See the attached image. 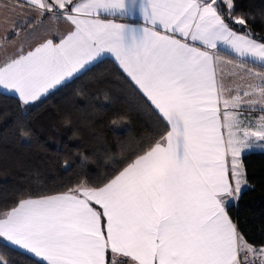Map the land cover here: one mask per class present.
I'll return each instance as SVG.
<instances>
[{
  "label": "snow or ice",
  "instance_id": "1",
  "mask_svg": "<svg viewBox=\"0 0 264 264\" xmlns=\"http://www.w3.org/2000/svg\"><path fill=\"white\" fill-rule=\"evenodd\" d=\"M27 2L73 27L59 42L45 38L0 61V89L28 105L111 54L165 132L102 186L81 183L0 208V241L36 264H264V246L248 244L226 210L247 183L243 153L264 143V115L254 127L240 117L242 104L260 103L264 113V42L247 32L236 0ZM221 44L259 83L225 94ZM257 92L259 101L244 99Z\"/></svg>",
  "mask_w": 264,
  "mask_h": 264
},
{
  "label": "trees",
  "instance_id": "2",
  "mask_svg": "<svg viewBox=\"0 0 264 264\" xmlns=\"http://www.w3.org/2000/svg\"><path fill=\"white\" fill-rule=\"evenodd\" d=\"M236 11L247 14V32L264 42V0H236ZM31 24L17 26L4 40ZM164 132L158 113L109 58L36 104L22 105L0 92V208L22 196L64 192L81 183L102 186ZM241 159L249 187L226 210L259 250L264 246V153ZM0 257L7 264H36L3 241Z\"/></svg>",
  "mask_w": 264,
  "mask_h": 264
},
{
  "label": "rangeland",
  "instance_id": "3",
  "mask_svg": "<svg viewBox=\"0 0 264 264\" xmlns=\"http://www.w3.org/2000/svg\"><path fill=\"white\" fill-rule=\"evenodd\" d=\"M75 1L78 0H74V2ZM22 5L24 6L22 7ZM57 19L58 17H54L51 13L38 16L36 12L33 11L32 7L28 5L27 0H0V61L20 52L21 50H25V45L29 42H38L42 40V38L52 37L53 33L56 31L55 21H57ZM33 20H35L36 23L29 30L17 32L16 37L12 40H4L17 26L24 25ZM8 45H13V48L9 50L6 48ZM12 94V96L19 100L17 94L14 92H12ZM37 102L38 101L30 104H36ZM243 120L251 125V122H253V116L243 115ZM248 153H264V143L254 141L253 146L246 150L242 156ZM248 187L249 186L246 183V185L242 187L241 192ZM233 201L234 199L231 198L228 199L226 203L231 205ZM0 264L7 263L0 257ZM258 264L260 263L258 262Z\"/></svg>",
  "mask_w": 264,
  "mask_h": 264
},
{
  "label": "crops",
  "instance_id": "4",
  "mask_svg": "<svg viewBox=\"0 0 264 264\" xmlns=\"http://www.w3.org/2000/svg\"><path fill=\"white\" fill-rule=\"evenodd\" d=\"M82 2H84V0H78V1H75L74 3H82ZM57 17H58V19H57V21H55V29H56V31L53 33L52 37H47V38H52L56 42H59L60 38L62 36H64V35H66L72 29L73 26L67 20H65L62 16H57ZM105 19H113V18L112 17H105ZM30 22H33V24H31L28 28H26L24 30H29L36 23L35 20L30 21ZM30 22H28V23H30ZM117 22L118 23H133V24L141 23V21H139V20H121V19H118V18H117ZM19 26H21V25H19ZM44 39L42 38V40H44ZM42 40H40V41H42ZM40 41H38V42H40ZM38 42H29V43H27L25 45L26 47L24 48L25 50H23V51L29 50V48L34 47ZM8 44H12V43H8ZM219 47H220V55H221L222 59L218 63L217 78H218V81L223 83L225 89L227 90L226 93H225L226 95H229V96L230 95H235L237 93V91H239L242 94V92L244 90H250V89L246 88L247 85H255V84L259 83L258 78L254 77L251 74H249L247 76H242L241 75L242 69L237 67V64L240 62V58L237 57L234 53H232L231 49L228 48L227 45L221 44ZM6 48L11 50L13 48V45H8V47H6ZM17 54H19V52L15 53L13 55H17ZM13 55H11V56H13ZM104 58L111 59L118 66L117 62L115 61V58L111 54H107L106 53L101 58H99L97 61H94L91 65H89L84 70H82L80 73L76 74L74 77L78 76L83 71H85L86 69L90 68L91 66H93L94 64H96L97 62H99L101 59H104ZM249 66L255 67V65H251V64ZM124 75L126 76V74H124ZM73 78H70L68 81H70ZM126 78L130 81V79L127 76H126ZM67 82H65V83H67ZM238 85H239V88L237 87ZM58 87H60V86H58ZM134 87H135V85H134ZM0 92H2L4 94H7V95H13L11 91H7V90H3V89H0ZM42 98H44V97H42ZM250 98H254L257 101H259V99H260L259 92H257L253 97H245L244 99L247 100V99H250ZM149 104H150V102H149ZM261 107H262V105L260 103H257L255 105L242 104L241 105V110H240L241 119H243V115L244 116H248V115L253 116V122H251L250 126L254 127L256 125V123L258 122L260 116L264 115V113H262V111L260 110ZM222 111H223V108H222ZM233 199H234V201H233L232 204H235L237 199L236 198H233ZM227 206H230L229 203H226V207ZM5 243L8 244L7 242H5ZM8 245L10 247L20 251V252H23V251L19 250L18 248H16L15 246H12L10 244H8ZM23 253H25V252H23ZM25 254H27V253H25ZM27 255L31 256L30 254H27ZM242 255H243V253H242ZM31 257H33V256H31ZM33 258L36 259L35 257H33ZM257 262L260 263V260L257 259Z\"/></svg>",
  "mask_w": 264,
  "mask_h": 264
},
{
  "label": "clouds",
  "instance_id": "5",
  "mask_svg": "<svg viewBox=\"0 0 264 264\" xmlns=\"http://www.w3.org/2000/svg\"><path fill=\"white\" fill-rule=\"evenodd\" d=\"M153 176H157V175H160V170H153V173H152Z\"/></svg>",
  "mask_w": 264,
  "mask_h": 264
},
{
  "label": "built area",
  "instance_id": "6",
  "mask_svg": "<svg viewBox=\"0 0 264 264\" xmlns=\"http://www.w3.org/2000/svg\"><path fill=\"white\" fill-rule=\"evenodd\" d=\"M257 264V263H256Z\"/></svg>",
  "mask_w": 264,
  "mask_h": 264
}]
</instances>
